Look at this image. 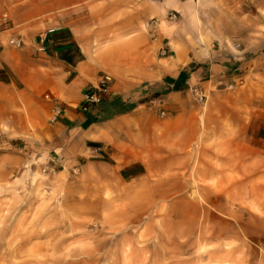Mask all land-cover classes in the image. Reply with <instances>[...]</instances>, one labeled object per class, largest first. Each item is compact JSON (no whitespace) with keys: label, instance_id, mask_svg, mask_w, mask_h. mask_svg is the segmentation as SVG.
I'll use <instances>...</instances> for the list:
<instances>
[{"label":"rangeland","instance_id":"1","mask_svg":"<svg viewBox=\"0 0 264 264\" xmlns=\"http://www.w3.org/2000/svg\"><path fill=\"white\" fill-rule=\"evenodd\" d=\"M204 1L241 59L238 80L208 85L205 104L193 91L190 110L201 120L185 166H168L160 151L136 176L123 160L55 166L37 150L0 161V264H264V152H248L240 135L252 117L254 143H263L262 0ZM4 11L12 16L4 8L0 18ZM155 39L165 64L169 50ZM20 136L12 137L31 139Z\"/></svg>","mask_w":264,"mask_h":264},{"label":"crops","instance_id":"2","mask_svg":"<svg viewBox=\"0 0 264 264\" xmlns=\"http://www.w3.org/2000/svg\"><path fill=\"white\" fill-rule=\"evenodd\" d=\"M16 1L0 0V13L12 8L8 23L0 18V149H6L0 161L20 163L37 150L55 166L83 156L90 164L123 160L119 166L136 176L160 151L168 166H185V149L200 129L199 114L190 110L194 88L208 93V85L238 80L240 45L224 43L213 6L205 8L204 0ZM261 8L255 23L264 36V0ZM171 11L180 13L178 21L167 19ZM154 18L161 21L155 40L169 50L161 65L149 26ZM54 26L61 28L42 40ZM105 73L114 77L110 92L84 106L87 89ZM158 93L162 117L149 100ZM46 95L64 107L56 123L49 122ZM253 119L241 124L240 135L248 152H264V125L257 145ZM15 149L23 154L12 155Z\"/></svg>","mask_w":264,"mask_h":264},{"label":"built area","instance_id":"3","mask_svg":"<svg viewBox=\"0 0 264 264\" xmlns=\"http://www.w3.org/2000/svg\"><path fill=\"white\" fill-rule=\"evenodd\" d=\"M178 14L179 13L177 11H171L169 13V20H172V21L176 20L178 18ZM9 20H10L9 14L4 13L1 17V22L6 24L9 22ZM150 26L152 28L151 36L152 38H156L154 32H155V28L158 26V22L152 20L150 23ZM60 28H61L60 26H54V27L46 29V31H44L43 35L41 36L42 40H45L49 34L57 31ZM9 42L17 47H21L23 44V41L19 38H12ZM162 53L166 54L165 49L162 50ZM112 82H113V77L110 74L108 73L103 74L95 86H92L87 89L85 93V105L84 106L87 107V106L96 105L102 102V100L104 99V96L110 92ZM193 91H194V95L196 99L201 104H205L207 102L208 95L203 89L196 87L194 88ZM45 98L51 104L49 122L56 123L62 117L64 113V107L59 101V99L54 98L51 95H46ZM150 103L156 106L161 105V101L157 98L151 99ZM162 114H164V112H162ZM44 171H46V169H44Z\"/></svg>","mask_w":264,"mask_h":264}]
</instances>
